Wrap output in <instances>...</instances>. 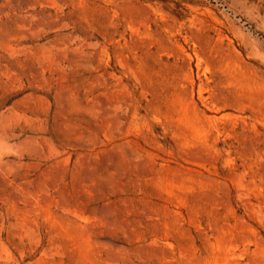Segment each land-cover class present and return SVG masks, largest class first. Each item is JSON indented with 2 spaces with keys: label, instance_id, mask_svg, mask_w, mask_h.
I'll list each match as a JSON object with an SVG mask.
<instances>
[{
  "label": "rangeland",
  "instance_id": "rangeland-1",
  "mask_svg": "<svg viewBox=\"0 0 264 264\" xmlns=\"http://www.w3.org/2000/svg\"><path fill=\"white\" fill-rule=\"evenodd\" d=\"M0 264H264V0H0Z\"/></svg>",
  "mask_w": 264,
  "mask_h": 264
}]
</instances>
